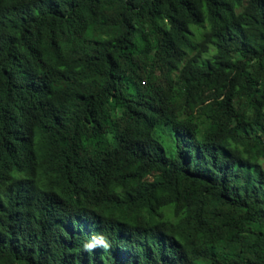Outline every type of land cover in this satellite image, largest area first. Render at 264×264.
<instances>
[{"label":"trees","instance_id":"obj_1","mask_svg":"<svg viewBox=\"0 0 264 264\" xmlns=\"http://www.w3.org/2000/svg\"><path fill=\"white\" fill-rule=\"evenodd\" d=\"M264 264V0H0V264Z\"/></svg>","mask_w":264,"mask_h":264},{"label":"clouds","instance_id":"obj_2","mask_svg":"<svg viewBox=\"0 0 264 264\" xmlns=\"http://www.w3.org/2000/svg\"><path fill=\"white\" fill-rule=\"evenodd\" d=\"M108 250L110 244L103 236H93L91 240L84 243L83 247L76 250L73 264H94L99 260L100 254H95L97 249Z\"/></svg>","mask_w":264,"mask_h":264}]
</instances>
